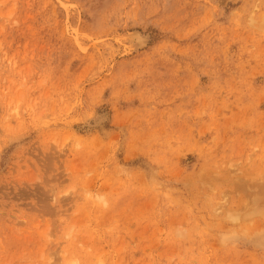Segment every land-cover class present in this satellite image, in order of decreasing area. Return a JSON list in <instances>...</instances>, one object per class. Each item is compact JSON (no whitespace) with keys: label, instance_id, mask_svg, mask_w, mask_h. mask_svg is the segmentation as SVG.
Masks as SVG:
<instances>
[{"label":"rangeland","instance_id":"1","mask_svg":"<svg viewBox=\"0 0 264 264\" xmlns=\"http://www.w3.org/2000/svg\"><path fill=\"white\" fill-rule=\"evenodd\" d=\"M0 264H264V0H0Z\"/></svg>","mask_w":264,"mask_h":264}]
</instances>
